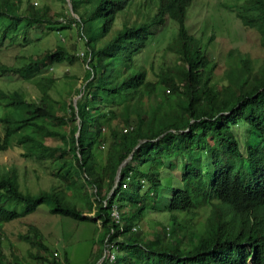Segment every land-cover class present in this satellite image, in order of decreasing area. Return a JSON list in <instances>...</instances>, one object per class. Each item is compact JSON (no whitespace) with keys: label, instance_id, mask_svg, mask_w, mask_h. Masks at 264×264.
Returning a JSON list of instances; mask_svg holds the SVG:
<instances>
[{"label":"trees","instance_id":"trees-1","mask_svg":"<svg viewBox=\"0 0 264 264\" xmlns=\"http://www.w3.org/2000/svg\"><path fill=\"white\" fill-rule=\"evenodd\" d=\"M135 1L71 0L79 18L62 22L78 25L89 67L74 89L76 103L52 97L53 78L36 82L41 96L35 101L0 89V104L11 108L1 117L0 152L16 144L26 156L75 169L70 176L61 166L56 175L65 185L39 192L24 189L15 170L0 173V232L46 206L52 214L98 225L100 259L109 251L100 264H264V62L256 71L250 58L241 59L239 94L231 97L214 82L217 63L208 43L187 28L194 0H158L154 15L115 31L119 15ZM21 5L0 0V46L22 35L25 46L33 28L64 30L48 9L29 5L21 11ZM242 9L240 19L257 29L264 47V0H246ZM168 18L178 26L171 48L182 63L154 81L141 56ZM69 57L75 55L60 45L21 68L0 64V73L38 71ZM161 85L171 93L164 99L158 97ZM60 107H68L70 116L58 114ZM68 121L76 123L70 135L59 128ZM248 128L256 137L243 146L239 132ZM49 137L68 145L51 147ZM85 187L90 192L83 195ZM80 200L91 201L95 217L84 214ZM202 210L208 215L199 230L190 221ZM150 212L169 214L172 231L164 227L148 237L140 223ZM20 237L42 247L35 255L41 263L71 264L67 252L58 260L38 226ZM1 238L0 264H10Z\"/></svg>","mask_w":264,"mask_h":264},{"label":"rangeland","instance_id":"rangeland-1","mask_svg":"<svg viewBox=\"0 0 264 264\" xmlns=\"http://www.w3.org/2000/svg\"><path fill=\"white\" fill-rule=\"evenodd\" d=\"M246 0H194L188 10L186 25L190 33L197 38H202L205 44L208 43L209 56L217 63L214 74V82L217 86L227 87L231 97H236L238 93L237 80L241 67V59L250 58L254 69L257 71L264 62V47L260 36L255 28H247L239 17L242 6ZM29 5L34 9L43 12L48 9L54 18L60 21L64 30L57 32L54 28L45 26L44 31L38 28L30 29L25 46L21 44L23 35L19 40L11 44L9 39L0 46V64L8 67L21 68L32 60L43 56L48 51H55L58 46H66L75 57L60 64L47 65L38 71L0 73V89L11 93L18 91L28 101H35L41 96V91L37 85L39 79L53 78L51 94L60 102H77V95L74 89L86 79L88 74V64L84 60L86 56L82 52L86 51L84 38L78 30V25L63 23L64 19L79 18L71 6V0H22L21 11H26ZM158 0H136L131 6L123 11L118 18L114 30L121 29L124 24L134 25L141 23L149 15L156 12ZM254 14L253 11H245ZM244 13V12H243ZM60 16V17H59ZM63 21V22H62ZM62 22V23H61ZM162 27V26H161ZM177 23L172 19H167V24L160 29L156 40L141 56V61L149 70V78L158 80V73L175 70L182 63L178 55L171 48L177 32ZM87 27H85L86 31ZM162 85L159 88L158 97L164 99L171 94L167 89L164 91ZM4 100L0 104V138L4 136L1 117L11 111V108L4 105ZM58 114L70 116L68 107H60ZM74 121L67 124H60L61 131L70 135L73 130ZM119 128H123L120 126ZM125 129V128H123ZM124 131V130H123ZM247 132L240 130V139L243 146L253 142L256 134L252 128ZM47 145L51 147H66L67 142L60 138H47ZM260 156H264V141L259 144ZM107 147L105 148V151ZM27 150L16 144L0 152V173L15 170L20 177L22 187L30 189L32 192L50 190L52 187H63L65 182L56 175L58 169L63 166L70 170V176L74 173V167L64 165L62 161L52 163L50 160H42L35 156H26ZM59 155V152H58ZM73 155V154H72ZM72 157V156H71ZM176 167L175 162L173 164ZM179 175V171L175 170ZM107 190V189H106ZM71 195V190H66ZM88 187L83 189V195L89 194ZM106 193V191H105ZM92 201V199H91ZM90 200H80L84 214L95 217V212L90 208ZM199 211L193 215L190 223L202 228V223L208 211ZM112 216L117 218L118 212L113 210ZM190 219L191 216H186ZM185 221V220H184ZM183 219L181 222H184ZM185 223V222H184ZM30 225L40 228L45 239L44 241L51 249L57 251L56 257L63 261V255L67 252L70 256L71 264H100L103 258V247L101 244L102 232L98 225L92 221H77L72 218L52 214L45 206L36 213L23 217L4 225L0 232L2 249L10 264H43L35 259L36 254H42V247L31 244L20 236L25 234ZM148 237H152L157 231H162L164 227L168 232L172 231L173 222L169 214L162 212H150L140 223ZM170 227V228H169ZM113 254L111 256V259Z\"/></svg>","mask_w":264,"mask_h":264},{"label":"built area","instance_id":"built-area-1","mask_svg":"<svg viewBox=\"0 0 264 264\" xmlns=\"http://www.w3.org/2000/svg\"><path fill=\"white\" fill-rule=\"evenodd\" d=\"M83 54V53H82ZM126 131H127V129H126Z\"/></svg>","mask_w":264,"mask_h":264},{"label":"water","instance_id":"water-1","mask_svg":"<svg viewBox=\"0 0 264 264\" xmlns=\"http://www.w3.org/2000/svg\"><path fill=\"white\" fill-rule=\"evenodd\" d=\"M71 6H72V4H71Z\"/></svg>","mask_w":264,"mask_h":264}]
</instances>
